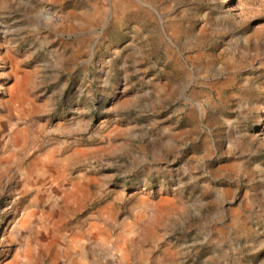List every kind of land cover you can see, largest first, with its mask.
Masks as SVG:
<instances>
[{
    "label": "rangeland",
    "instance_id": "rangeland-1",
    "mask_svg": "<svg viewBox=\"0 0 264 264\" xmlns=\"http://www.w3.org/2000/svg\"><path fill=\"white\" fill-rule=\"evenodd\" d=\"M0 264H264V0H0Z\"/></svg>",
    "mask_w": 264,
    "mask_h": 264
},
{
    "label": "bare ground",
    "instance_id": "bare-ground-1",
    "mask_svg": "<svg viewBox=\"0 0 264 264\" xmlns=\"http://www.w3.org/2000/svg\"><path fill=\"white\" fill-rule=\"evenodd\" d=\"M15 87V86H14Z\"/></svg>",
    "mask_w": 264,
    "mask_h": 264
}]
</instances>
